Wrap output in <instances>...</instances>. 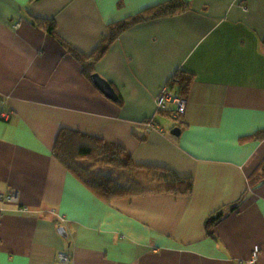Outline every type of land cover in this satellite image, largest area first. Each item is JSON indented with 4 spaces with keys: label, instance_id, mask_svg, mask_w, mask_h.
<instances>
[{
    "label": "crops",
    "instance_id": "0c3cea01",
    "mask_svg": "<svg viewBox=\"0 0 264 264\" xmlns=\"http://www.w3.org/2000/svg\"><path fill=\"white\" fill-rule=\"evenodd\" d=\"M166 1L0 0V196L18 197L0 199V264H61L59 253L68 264H249L255 246L264 264V180L248 183L264 139L241 141L264 130V0H184L186 11L123 32L96 65L121 104L34 24L54 20L89 56L110 24ZM176 71L193 81L173 137L154 100ZM152 118L162 133L146 132ZM62 128L190 178V194L106 204L54 159Z\"/></svg>",
    "mask_w": 264,
    "mask_h": 264
},
{
    "label": "trees",
    "instance_id": "16d2710c",
    "mask_svg": "<svg viewBox=\"0 0 264 264\" xmlns=\"http://www.w3.org/2000/svg\"><path fill=\"white\" fill-rule=\"evenodd\" d=\"M188 8L189 5L184 0H168L110 24L100 46L89 56L82 55L78 50L59 38L54 20L35 19L34 24L38 29L46 32L60 43L66 52L81 66L83 76L92 84L90 76L96 73L97 63L123 32L142 22L176 16ZM192 81L193 76L191 74L176 71L166 84L172 91L185 99ZM117 97L116 103L121 104L120 97ZM175 122L176 126L181 128L182 123L179 120H175ZM263 139L264 130L243 138L241 141ZM52 154L54 159L66 171L106 204L121 198L150 195L187 196L192 189L190 178H181L172 170L164 167L136 166L133 164L131 156L117 143L76 130L62 128L57 134ZM107 168L122 171L125 174L124 181H120L118 178L114 179L112 175H107L104 172ZM138 169L144 170L145 176L151 182L150 185H144L133 177ZM263 180L264 162L248 178V183L250 187H253ZM236 207L234 206L231 209ZM223 216L224 214L221 211L211 214L205 221L206 230L209 231Z\"/></svg>",
    "mask_w": 264,
    "mask_h": 264
},
{
    "label": "built area",
    "instance_id": "2783aa9c",
    "mask_svg": "<svg viewBox=\"0 0 264 264\" xmlns=\"http://www.w3.org/2000/svg\"><path fill=\"white\" fill-rule=\"evenodd\" d=\"M15 26H19V23H17ZM185 99L182 98L180 95H178L176 92L172 91L167 84L162 86L158 92V94L155 97L154 100V106H155V112L156 113H166L169 114L170 118L173 120H179L181 122L182 117L185 112ZM6 113L2 114V118H7ZM144 128L146 132H152L156 131L159 133H162V128L155 122L153 119H149L145 121ZM0 199L4 202H11V203H17L18 197L17 194L13 191H10L8 194L4 196H0ZM259 248L255 246L253 248L252 254L250 259L248 260L249 264H254L257 255H258ZM58 261L61 264H68L69 263V257L65 254L59 253L58 254Z\"/></svg>",
    "mask_w": 264,
    "mask_h": 264
},
{
    "label": "water",
    "instance_id": "95a60500",
    "mask_svg": "<svg viewBox=\"0 0 264 264\" xmlns=\"http://www.w3.org/2000/svg\"><path fill=\"white\" fill-rule=\"evenodd\" d=\"M92 84L108 99L117 101V95L110 85V83L102 78L98 73H94L90 76ZM180 127H175L170 131L171 136L178 137L180 134ZM60 234L64 236V232L61 229Z\"/></svg>",
    "mask_w": 264,
    "mask_h": 264
},
{
    "label": "rangeland",
    "instance_id": "374dc122",
    "mask_svg": "<svg viewBox=\"0 0 264 264\" xmlns=\"http://www.w3.org/2000/svg\"><path fill=\"white\" fill-rule=\"evenodd\" d=\"M156 114H157L158 119L163 120L164 122H171V124L173 122L176 123L175 120H173L171 118L165 119V117L161 116L159 113H156ZM104 172L107 175H112L114 177V179L118 178V179H120V181H124V179H125V174L120 170L114 171L110 168H107L104 170ZM133 177H135V179L141 181L144 185H150L151 184L150 180L145 176L144 170H142V169H138L136 171V173L133 175Z\"/></svg>",
    "mask_w": 264,
    "mask_h": 264
}]
</instances>
